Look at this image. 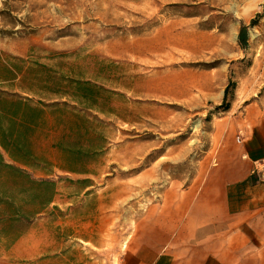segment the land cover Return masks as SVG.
Instances as JSON below:
<instances>
[{
  "label": "rangeland",
  "instance_id": "1",
  "mask_svg": "<svg viewBox=\"0 0 264 264\" xmlns=\"http://www.w3.org/2000/svg\"><path fill=\"white\" fill-rule=\"evenodd\" d=\"M0 90L65 103L42 107L27 163L0 147V264H123L264 96V0H0Z\"/></svg>",
  "mask_w": 264,
  "mask_h": 264
},
{
  "label": "crops",
  "instance_id": "2",
  "mask_svg": "<svg viewBox=\"0 0 264 264\" xmlns=\"http://www.w3.org/2000/svg\"><path fill=\"white\" fill-rule=\"evenodd\" d=\"M172 193L129 235L123 264H264V96L230 121L201 182Z\"/></svg>",
  "mask_w": 264,
  "mask_h": 264
},
{
  "label": "trees",
  "instance_id": "3",
  "mask_svg": "<svg viewBox=\"0 0 264 264\" xmlns=\"http://www.w3.org/2000/svg\"><path fill=\"white\" fill-rule=\"evenodd\" d=\"M250 24L253 25V21H251ZM238 44L242 48L247 45V28L244 25L240 27L238 32ZM24 76L25 75H22V79L20 80V89L23 91L36 93V91L39 90L60 97L69 94L70 84L68 86L62 85V82H60V84L54 83L50 81V79H47V81L37 79L34 87H31L29 85H22L24 84ZM76 85L79 87V84H75V86ZM67 88L68 91H66ZM228 88L229 84L224 89L223 100L219 109L227 110L229 108V103L226 102ZM36 104L42 106L34 105L32 99L27 96L10 94L6 91L0 90V147L10 156V158L20 163H27L26 158L31 156L27 143L31 140L33 141L32 136L46 123L43 114L44 109L42 107L65 105V103L59 104L58 102H52L47 105L40 100H38ZM3 166L11 168L10 165L4 163Z\"/></svg>",
  "mask_w": 264,
  "mask_h": 264
}]
</instances>
